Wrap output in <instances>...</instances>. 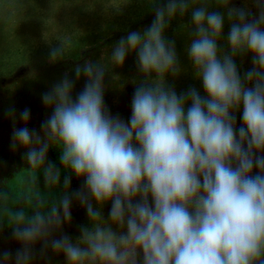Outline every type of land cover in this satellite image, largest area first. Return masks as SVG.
<instances>
[{
    "label": "clouds",
    "instance_id": "clouds-1",
    "mask_svg": "<svg viewBox=\"0 0 264 264\" xmlns=\"http://www.w3.org/2000/svg\"><path fill=\"white\" fill-rule=\"evenodd\" d=\"M213 3L224 11H209ZM255 3L253 15L232 0H167L147 28L122 37L111 64L122 66L135 53L143 76L127 123L104 103L106 66L91 62L75 68L77 79L86 78L75 100L67 75L43 94L52 108L43 135L27 127L28 109L20 113L25 126L14 127L11 147L25 150L26 188L14 198L0 193V219L23 246L15 264H31L40 241L67 264H264V0ZM189 9L186 52L203 95L195 87L177 94L166 83L181 67L165 32ZM225 17L227 53L219 44ZM61 40L50 52L53 62L67 53ZM246 54L253 68L241 75L235 58ZM9 115L15 119L14 109ZM50 147L60 151L64 171L84 182L69 195L65 175L63 196L51 201L61 170L47 160ZM40 173L47 194L37 187ZM72 198L90 227L81 226L75 243L67 235L49 240L70 223Z\"/></svg>",
    "mask_w": 264,
    "mask_h": 264
},
{
    "label": "rangeland",
    "instance_id": "rangeland-1",
    "mask_svg": "<svg viewBox=\"0 0 264 264\" xmlns=\"http://www.w3.org/2000/svg\"><path fill=\"white\" fill-rule=\"evenodd\" d=\"M167 3V0H0V106L7 97L17 94L15 90L24 83L25 79L33 76L48 64L56 62L69 63L79 66L85 63L104 64V103L109 113L119 117L126 123L131 117V100L143 76L137 65L135 53H129L122 66H113L110 61L111 52L122 37L130 32H142L147 28L155 15V7ZM232 6L246 8L255 15L258 12L255 0H232ZM209 11L224 10L213 3ZM250 15L248 19H252ZM230 22L225 17L223 37L219 41L223 52L229 51L227 36ZM192 28L191 9L184 16H177L166 29L165 35L175 41V47L181 72L178 76L169 75L166 78L167 86L173 87L177 94L186 92L195 87L203 95L202 82L194 76L186 48L191 40ZM63 39L67 45V53L53 62L50 52L62 46ZM99 50V51H98ZM241 75L253 68L250 54L235 58ZM100 62V63H99ZM20 83V84H19ZM86 84L73 82L72 98L76 99ZM52 90L49 87L34 99L33 103L14 105L15 119L3 117L0 127V169L3 166L14 165L15 171L7 178H0V193H7L10 198L20 194L26 188L25 180L28 173L24 171L28 164L24 159V149L11 147L13 129L24 127L20 113L28 109L30 118L27 122L29 130H35L43 135L41 124L51 114L52 108L43 104V94ZM9 109V108H8ZM237 113V127L242 121ZM11 117V116H10ZM60 151L50 147L47 160L61 170V185L53 189L48 199L58 200L63 196V180L65 175L71 176V193L83 189V179H78L70 172H65L59 160ZM7 164V165H6ZM1 173V171H0ZM38 189L47 194L43 174H38ZM96 207L95 202H93ZM111 204L103 207V217L108 220ZM71 221L65 223L62 229L54 231L49 237L59 239L67 235L75 243L80 235L81 226L90 227L86 209L76 198H72ZM31 215V211L28 212ZM22 244L14 237L13 228L7 220L0 219V264H4L5 253L9 254L7 264H15L16 254L22 249ZM31 264H67L64 255L55 253L50 246L45 247L42 241L32 247Z\"/></svg>",
    "mask_w": 264,
    "mask_h": 264
},
{
    "label": "trees",
    "instance_id": "trees-1",
    "mask_svg": "<svg viewBox=\"0 0 264 264\" xmlns=\"http://www.w3.org/2000/svg\"><path fill=\"white\" fill-rule=\"evenodd\" d=\"M84 64L85 61H82L79 66H83ZM76 67L77 66H72L69 63L67 64L60 61L53 64H48L43 68L41 72L39 71V73L26 78L24 80L25 82L22 83L17 88V90H15L17 92L15 97H7V101L3 103L2 106H0V127L2 126L1 120L3 119V117L7 118L8 120L13 119L9 115V110L11 109L10 106L12 102L17 103L14 104L15 106L24 104V102H26L25 100H27V103H33L32 98L36 99L41 95V93L44 92V90H47L49 87L53 88V86L60 82L65 77V75H67L68 78L73 82L82 83L85 80V77L81 75L79 79L76 78ZM0 171V178L5 179L10 174L14 173L15 168L14 165L3 166Z\"/></svg>",
    "mask_w": 264,
    "mask_h": 264
}]
</instances>
